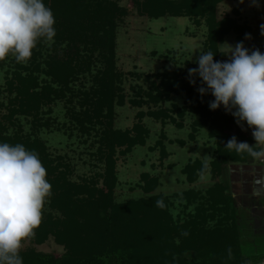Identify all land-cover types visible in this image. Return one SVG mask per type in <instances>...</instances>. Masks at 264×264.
I'll return each mask as SVG.
<instances>
[{"label":"trees","instance_id":"1","mask_svg":"<svg viewBox=\"0 0 264 264\" xmlns=\"http://www.w3.org/2000/svg\"><path fill=\"white\" fill-rule=\"evenodd\" d=\"M220 1L133 0L140 15L153 19L166 15L206 19L207 47L208 51L217 52L215 60L220 57L217 46L225 34L235 32L237 42H243L251 30L248 23L238 24L232 18L217 21L216 5ZM44 3L55 16L56 36L49 45L43 39L38 41L28 64L16 63L13 70L5 71L7 103L0 101V142L20 143L38 153L47 170L52 195L46 200L42 222L29 241L40 245L52 239L63 248V253L55 257L27 247L20 250L23 264H251L264 258V254H244L242 250L229 182L215 183L207 191L204 203L200 202L195 212L187 213L183 222L174 219L168 199L160 194L125 203L114 201L115 155L144 145L149 134L144 117L162 119L168 112L140 110L130 128L112 127L114 106L124 103L122 75L115 68L113 48L116 20L127 10L117 0H44ZM257 49L264 53L263 47ZM43 50L46 59H42ZM99 51L103 66L92 75L89 89L72 86L79 73L90 72L91 59ZM155 78L145 77L148 88L136 91L145 100L135 98L132 104L157 105L172 95H185L191 103L176 109L196 115L191 131L206 127L216 142L209 164L193 160L183 167L189 182L207 171L214 177L225 175L230 163L254 161L247 153H236L225 146L235 135L231 131L236 130L247 133L235 135L238 141H247L258 150L248 136L250 129L246 124L243 128L238 126L223 107L209 109L208 103L214 97L198 93V78L193 86L189 84L188 71L172 68ZM58 98L64 99L68 129L91 138L96 149L93 155L104 165L102 172L74 181L68 164L60 157H50L38 133L50 126L43 118V107ZM19 116L30 117L27 132H23ZM141 180V189L146 193L158 185V178L147 173L141 175ZM183 198L188 206L202 198V194L188 190ZM208 221L215 222L208 226Z\"/></svg>","mask_w":264,"mask_h":264},{"label":"rangeland","instance_id":"2","mask_svg":"<svg viewBox=\"0 0 264 264\" xmlns=\"http://www.w3.org/2000/svg\"><path fill=\"white\" fill-rule=\"evenodd\" d=\"M117 3L127 10L121 19L116 20L113 48L114 65L117 72L122 75L124 103L114 106L112 127L121 130L130 128L137 121L136 113L140 110L146 112L150 108L156 112L162 109L168 114L162 119L144 117L143 123L149 130L144 145H136L128 153L115 155L117 183L113 190L114 201L125 203L160 194L168 199L174 219L183 222L187 219V213L195 212V207L200 202L204 203L207 191L215 183L229 182L237 221L249 223L245 229L237 222L238 235L247 237V241L253 242V244L249 243L251 249L258 252L256 254H264V240L258 238L264 234V160L255 158L252 162L255 163V167L230 163L225 175L214 177L210 171H207L200 174L195 181L189 182L182 171L183 167L193 160L209 164L216 150L215 139L209 135L206 127L196 132L191 131V123L196 115L182 113L176 109V106L182 108L191 101L185 95H172L168 100L161 101L157 105H139V103L138 106H134L131 102L135 98L137 101L145 100L144 96L136 94V91L148 88L146 76L154 79L155 75L168 68L188 71L189 68L197 67L195 60L201 54L200 50L208 51L206 19L168 15L153 19L140 15L133 0H117ZM215 18L217 21L232 18L238 24L249 23L253 30L243 41L244 47L250 51L263 47L264 34L261 25H264V0H221L216 5ZM236 36L237 34L232 31L223 36L217 46L220 54L218 60L229 59V56L224 55L229 50L227 44L235 46ZM46 45H49V42L46 41ZM193 50L196 51L188 61ZM100 52L94 54L91 59L90 72L79 73L71 83L72 86L84 91L89 89L92 75L103 66ZM43 54L42 59H46L45 50ZM29 62L30 60L21 64ZM16 63L18 62L11 55L0 61V101L5 104L7 103L4 89L5 71L13 70ZM41 77L45 76L40 75ZM43 110V118L48 120L50 126L40 129L38 136L45 142L50 157L62 158L72 170L70 178L74 181H78L83 176L90 177L102 172L104 165L93 155L96 149L91 144V138L79 135L74 129H68L64 99L58 98L52 101L45 105ZM5 112L3 108L2 113ZM28 120L30 117L19 116L23 132H27L30 127ZM248 131L250 132L248 136L254 141L252 130ZM231 133L236 136L241 134L247 136V133L236 130H232ZM254 146L257 151L260 150L259 146L255 145V141ZM161 150L165 152L163 155ZM143 173L158 178V185L150 193L141 189ZM188 190L198 191L202 194V198L194 200L187 206L183 193ZM46 209L47 207L44 206L43 212ZM214 222L208 221L207 225L212 226ZM249 233L251 236L248 235ZM31 246L55 257L63 253V248L55 244L52 239L40 245H34L27 239L23 242L21 250ZM251 264H264V258Z\"/></svg>","mask_w":264,"mask_h":264},{"label":"clouds","instance_id":"3","mask_svg":"<svg viewBox=\"0 0 264 264\" xmlns=\"http://www.w3.org/2000/svg\"><path fill=\"white\" fill-rule=\"evenodd\" d=\"M55 24L44 0H0V61L11 55L16 62L27 63L38 41L54 42ZM261 29L264 34V25ZM227 45L224 55L229 59L223 61L214 59L217 52L199 49L197 67L188 69L189 84L197 85L198 78V93L214 97L209 109L223 107L238 126L246 124L260 150L235 135L225 146L264 160V53L250 51L242 41ZM51 195L52 185L38 153L20 143L0 142V264H23V242L35 236Z\"/></svg>","mask_w":264,"mask_h":264},{"label":"crops","instance_id":"4","mask_svg":"<svg viewBox=\"0 0 264 264\" xmlns=\"http://www.w3.org/2000/svg\"><path fill=\"white\" fill-rule=\"evenodd\" d=\"M248 26L250 27V33L249 34H251V31L253 30L252 29V26L248 23ZM263 48H264V45H263ZM243 165H246V166H250V167H255V163H250V164H243ZM248 169V168H247ZM255 169V168H254ZM253 169V170H254ZM244 171H245V169H244ZM249 174V173H248ZM253 174H254V172H253ZM250 204V203H249ZM239 224H240V226H244L245 227V229H247V225L249 224L248 222H244V223H242V222H238ZM243 227V228H244ZM240 233H243V232H240ZM263 233H264V231H263ZM249 236H251V234L249 233L248 234ZM240 238H241V247H242V250H243V252H244V254H256V253H258V252H256L255 250H253V249H251L252 248V246L250 245V243L251 244H253V242L252 241H247V237H242L241 235H240ZM258 238H260V239H263L264 240V234H261ZM250 242V243H249Z\"/></svg>","mask_w":264,"mask_h":264}]
</instances>
